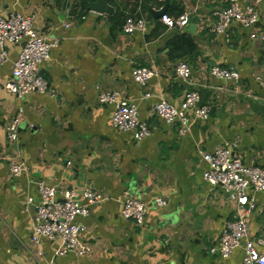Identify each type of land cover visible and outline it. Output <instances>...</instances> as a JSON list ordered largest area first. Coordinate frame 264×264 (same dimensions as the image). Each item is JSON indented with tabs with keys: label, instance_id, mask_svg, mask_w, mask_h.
<instances>
[{
	"label": "crops",
	"instance_id": "obj_1",
	"mask_svg": "<svg viewBox=\"0 0 264 264\" xmlns=\"http://www.w3.org/2000/svg\"><path fill=\"white\" fill-rule=\"evenodd\" d=\"M244 1L258 10L257 23L245 28L233 22L227 35H220L208 28L217 21L214 11L228 6V0H139L133 12L134 0H110L111 15L91 9L83 18L73 12L75 0H0L4 14L36 12L41 33L60 39L41 65L56 95L35 91L17 96L0 84L1 149L28 167L14 176L8 161H0L1 264H33L25 246L35 215V202L29 198H39L40 179L60 189L93 185L104 196L87 216L77 218L86 226L82 240L88 254H67L56 258L57 264L242 263V246L229 257L210 252L232 218V207L223 189L204 179L209 165L200 151L234 143L245 163L264 167V45L250 36L251 31L264 33V0ZM163 7L171 16L186 10L199 16L195 32L189 31L191 19L182 30L169 28L156 15ZM121 10L145 18L147 31L126 34L124 18L113 19ZM185 34L192 37L191 44L178 39ZM21 48L7 47L2 80L12 77ZM181 51L184 57L177 56ZM181 59L192 66L191 86L176 73ZM136 66L158 74L142 86L133 77ZM214 66L235 67L240 76L218 78L211 73ZM187 87L199 93L201 105L210 107V117L199 119L189 110L190 129L182 135L180 123L165 122L154 106L164 99L179 106ZM114 90L137 104L149 136L136 140L133 132L115 128L116 104L98 100L101 92ZM20 108L19 139L12 142L5 127ZM126 193L146 202L143 224L123 216ZM251 195L255 209L250 234L257 237L264 235V192ZM159 197L165 205L157 203ZM58 245L43 239L42 263L54 257Z\"/></svg>",
	"mask_w": 264,
	"mask_h": 264
},
{
	"label": "built area",
	"instance_id": "obj_2",
	"mask_svg": "<svg viewBox=\"0 0 264 264\" xmlns=\"http://www.w3.org/2000/svg\"><path fill=\"white\" fill-rule=\"evenodd\" d=\"M228 2V6L214 11L217 21L210 25L208 30L227 35L233 22H238L245 28H253L259 18V12L253 4L245 3L244 0ZM192 15L188 10L178 16L164 14L161 21L169 28L179 31L188 26ZM37 17L36 12L4 14L0 6V66L9 60L7 47L22 44L13 65L12 77L8 80L0 78L3 88L17 96H25L35 91L56 95L41 74V65L49 59L51 51L59 45L60 39L43 35L37 26ZM66 27H70V23H67ZM148 28L149 24L145 18L134 16H128L123 24L126 34L146 32ZM250 36L264 45V33L251 31ZM176 73L187 86L192 85L193 69L187 60L178 61ZM211 73L218 78L231 80H237L240 76L235 67L214 66ZM156 74L157 70L146 66H136L133 70L135 81L142 86ZM120 96V92L116 90L103 91L98 99L100 104H116L112 116L115 128L133 132L136 140L149 136L151 130L148 123L139 117L137 104ZM189 110L194 111L196 118L204 120L210 117V107L200 104V95L192 88L185 91L179 106L165 99L154 106L157 116L165 122L180 123L179 131L182 135L190 129L192 119L188 115ZM23 115L24 109L20 108L6 124V136L12 142L19 139ZM235 147L234 143H225L216 146L212 152L200 151L202 159L209 165L203 174L204 179L214 186L221 187L232 207V218L226 222L218 246L211 248L210 252L229 257L242 246L244 255L241 264H264V235L253 237L250 234V217L255 209V197L251 194L264 192V167L245 163L242 156L235 152ZM0 161H8L10 173L14 176L24 174L28 170L27 165L18 157L5 155L1 145ZM37 189L39 198H29L30 203L35 202L32 235L30 242L25 246L29 259L33 264H57L56 258L67 254L86 256L89 248L82 240L86 226L78 222L77 218L87 216L92 206L103 201L102 192L93 185L84 189H60L44 179L37 181ZM156 201L159 205L166 204L162 197ZM146 213V202L126 193L122 203L123 216L141 225L145 221ZM43 239L59 242L54 257L46 263L41 262L44 257L41 248Z\"/></svg>",
	"mask_w": 264,
	"mask_h": 264
},
{
	"label": "trees",
	"instance_id": "obj_3",
	"mask_svg": "<svg viewBox=\"0 0 264 264\" xmlns=\"http://www.w3.org/2000/svg\"><path fill=\"white\" fill-rule=\"evenodd\" d=\"M111 1L113 3H117L119 0H111ZM93 2H95V0H75V4L73 6L74 14H76L78 17H81V18L85 17L88 14V12L91 10V5ZM122 3H125L124 0H122ZM159 3L163 4V2H159ZM138 6H139V0H134V2H132V7L130 8V11L131 12L136 11ZM168 12H170V11H168ZM128 15L130 16L131 14H126L125 12H123V10H121L113 16V19L117 20L120 17V18H124V21H125V19L128 17ZM132 15H134V14L132 13ZM178 15H179V13L177 14V16ZM122 24L123 23H118V25H122ZM178 39L181 40L182 42L188 43V44H191V41H192V37L190 35H187V34L178 36ZM184 55H185L184 51H181V54H179L177 56L184 57Z\"/></svg>",
	"mask_w": 264,
	"mask_h": 264
},
{
	"label": "water",
	"instance_id": "obj_4",
	"mask_svg": "<svg viewBox=\"0 0 264 264\" xmlns=\"http://www.w3.org/2000/svg\"><path fill=\"white\" fill-rule=\"evenodd\" d=\"M91 9L97 12L107 13L110 15L114 12V7L110 4V0H95V2H93L91 5ZM164 14H166L165 7L161 8L158 11V13L156 12V15H159V17H161ZM199 20H200L199 16H196V14L192 15L189 31L195 32Z\"/></svg>",
	"mask_w": 264,
	"mask_h": 264
}]
</instances>
